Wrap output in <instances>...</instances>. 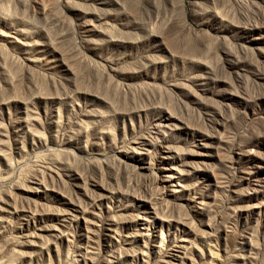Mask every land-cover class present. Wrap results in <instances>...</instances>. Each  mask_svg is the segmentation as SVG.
<instances>
[{
  "label": "rangeland",
  "instance_id": "1",
  "mask_svg": "<svg viewBox=\"0 0 264 264\" xmlns=\"http://www.w3.org/2000/svg\"><path fill=\"white\" fill-rule=\"evenodd\" d=\"M0 264H264V0H0Z\"/></svg>",
  "mask_w": 264,
  "mask_h": 264
}]
</instances>
